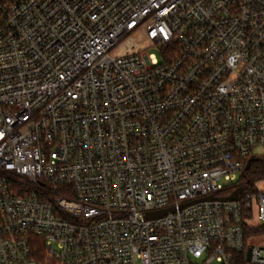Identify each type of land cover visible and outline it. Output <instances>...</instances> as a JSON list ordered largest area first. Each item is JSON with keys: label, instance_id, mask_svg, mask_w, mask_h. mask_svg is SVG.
I'll return each mask as SVG.
<instances>
[{"label": "built area", "instance_id": "obj_1", "mask_svg": "<svg viewBox=\"0 0 264 264\" xmlns=\"http://www.w3.org/2000/svg\"><path fill=\"white\" fill-rule=\"evenodd\" d=\"M257 148L264 0H0V264H264Z\"/></svg>", "mask_w": 264, "mask_h": 264}, {"label": "trees", "instance_id": "obj_2", "mask_svg": "<svg viewBox=\"0 0 264 264\" xmlns=\"http://www.w3.org/2000/svg\"><path fill=\"white\" fill-rule=\"evenodd\" d=\"M248 174L250 175V177L248 176ZM262 176H264V158H255V160L250 164V167L245 172V177L254 180ZM243 229L246 243L251 237L264 235V226L260 228H254L253 226L244 225ZM246 260V251H243L241 253H234L231 260V264H246Z\"/></svg>", "mask_w": 264, "mask_h": 264}, {"label": "rangeland", "instance_id": "obj_3", "mask_svg": "<svg viewBox=\"0 0 264 264\" xmlns=\"http://www.w3.org/2000/svg\"><path fill=\"white\" fill-rule=\"evenodd\" d=\"M152 54H156L157 56H159V53L157 51H152ZM260 154H264V150H262L261 148H257L254 153H253V156H258ZM248 176L250 177V175L248 174ZM251 179V178H249ZM253 180V179H251ZM255 185H257V187L261 190H264V181H260L258 184L257 182H254ZM222 184L224 185H228L227 182H224L222 181ZM254 185V187H255ZM258 211L257 209L255 208L254 210V214H253V217L252 219L250 220V224L254 227V228H260V227H263L264 226V223H261L258 218ZM252 246H255V247H260V248H264V235H259V236H254V237H251L248 241ZM212 264H218V263H212Z\"/></svg>", "mask_w": 264, "mask_h": 264}, {"label": "water", "instance_id": "obj_4", "mask_svg": "<svg viewBox=\"0 0 264 264\" xmlns=\"http://www.w3.org/2000/svg\"><path fill=\"white\" fill-rule=\"evenodd\" d=\"M255 159L252 158L251 160H249L248 162V165H247V168L250 167V164L254 161ZM239 194V191H236L233 193V195L231 197H228V198H215V197H207L205 199H202L201 201H232V200H235L236 197L238 196ZM190 204V203H189ZM189 204H185L183 205L182 208L188 206ZM174 212V209H167V210H163V211H160V212H156V213H150L147 215V219H159V218H163L165 216H167L168 213H172ZM247 259H249V253L247 254Z\"/></svg>", "mask_w": 264, "mask_h": 264}]
</instances>
